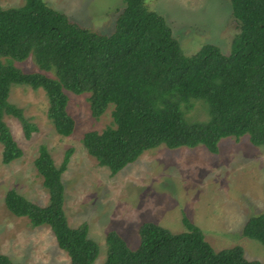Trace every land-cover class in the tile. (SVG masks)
Wrapping results in <instances>:
<instances>
[{
  "label": "trees",
  "instance_id": "16d2710c",
  "mask_svg": "<svg viewBox=\"0 0 264 264\" xmlns=\"http://www.w3.org/2000/svg\"><path fill=\"white\" fill-rule=\"evenodd\" d=\"M238 22L229 53L204 43L186 54L166 18L145 0H123L115 29L105 34L70 19L45 0L0 5V143L2 161L23 154L4 120L13 115L29 138L37 125L23 108L9 100L12 85L42 88L48 98L47 116L56 131L68 136L76 125L67 110V90L89 93L91 113L98 118L109 104L112 124L84 133L82 142L100 165L115 174L145 150L205 146L217 152L221 138L249 135L264 146V0H230ZM32 56L39 71L14 64ZM199 101L206 119H190ZM73 148L56 165L47 147H39L37 171L49 192L47 205L35 203L15 188L7 190V209L28 217L32 226L47 224L69 264H94L99 244L89 236L87 223L71 226L64 210L62 173ZM186 231L172 232L153 221L139 229L140 242L131 247L116 231L106 236L103 264H264L248 259L237 244L216 250L202 229L183 218ZM242 233L264 244V210L252 214ZM0 264H21L0 252Z\"/></svg>",
  "mask_w": 264,
  "mask_h": 264
},
{
  "label": "rangeland",
  "instance_id": "374dc122",
  "mask_svg": "<svg viewBox=\"0 0 264 264\" xmlns=\"http://www.w3.org/2000/svg\"><path fill=\"white\" fill-rule=\"evenodd\" d=\"M25 0H0L2 7L19 6ZM80 25L100 33H111L123 0H45ZM162 14L186 54L204 43L218 45L229 53L238 22L230 0H145ZM14 64L24 71H39L32 56ZM67 110L76 121L72 134H59L47 116L48 98L42 88L14 84L9 100L23 108L37 125L27 138L21 122L5 115L22 156L2 161L0 143V252L21 264H69L47 224L32 226L28 217L11 213L4 201L7 190L40 205H47L49 192L37 171L35 159L44 144L56 165L73 148L62 173L64 210L71 226L87 223L89 236L99 244L94 264H103L106 236L118 232L131 247L140 242L142 223L153 221L172 232L186 231L184 216L199 226L205 239L220 250L241 245L248 259L264 261V244L242 233L246 220L264 210V146L254 145L248 134L221 138L217 152L203 145L168 148L164 144L145 150L117 173L100 165L83 145L90 130L102 131L112 124L113 104L98 118L91 113L89 93L69 90ZM190 119H206L208 111L197 101L188 111Z\"/></svg>",
  "mask_w": 264,
  "mask_h": 264
}]
</instances>
